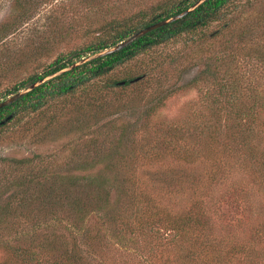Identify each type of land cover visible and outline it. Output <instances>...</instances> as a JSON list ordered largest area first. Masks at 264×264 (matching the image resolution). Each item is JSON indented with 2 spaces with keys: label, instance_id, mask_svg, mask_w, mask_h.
<instances>
[{
  "label": "rangeland",
  "instance_id": "374dc122",
  "mask_svg": "<svg viewBox=\"0 0 264 264\" xmlns=\"http://www.w3.org/2000/svg\"><path fill=\"white\" fill-rule=\"evenodd\" d=\"M162 1L0 0V93L57 56L72 53L87 40L90 30L114 17L149 10ZM231 11L235 12L232 25L222 27L218 34L211 35L210 31L218 27L213 24L205 32L182 35L117 66L110 77L118 81L134 79L122 89L104 93L103 82L107 80L101 78L93 86L54 100L40 121L32 123L30 118H25L10 125L0 138V162L3 157L18 159L34 154L59 159L75 154L80 158L77 161L86 156L87 161H94L101 155L102 163L72 165L71 170L61 169V173L112 168L134 171L135 175L160 176L159 185L166 182L160 187L163 191H157L165 209L153 215L152 210L144 208L136 221L132 218L129 225H121L120 240L115 238V228L107 224L106 229L99 217H91L84 223L85 227L84 224L68 227L67 231H73L74 235L88 228L98 233L100 238L92 247L81 240L83 254L90 263L214 264L209 260L215 259L212 256L216 251L203 249L202 242L206 240L203 232L187 225L175 241H168L174 230L163 229L168 211L172 216L183 217L199 203L209 216L214 240L222 238L223 242L244 246L250 254L260 253L259 258H251L256 261L254 264H264V232L260 230L264 222V194L253 185V177L236 168L225 183L214 185L208 175L217 165L223 166V147L203 137L200 161L187 162L184 157L198 140L196 132L191 131L178 145L164 146L168 135H173L166 131L177 127L182 133L185 122L197 124L209 117L210 105L215 106L213 95L218 94L222 84H232V76L237 77L233 84L242 86L246 97L253 100L257 95L260 99L259 94L264 90V64L257 60L258 54L248 55L247 48H264V0H242ZM241 34L242 37H237ZM106 103L107 115L104 116L99 109ZM147 105L155 107L148 115L145 114ZM224 118L225 113L221 118L223 122ZM149 149L156 152L150 156L156 159L154 163L143 160L142 155ZM117 154H122L125 162L108 166L107 161ZM6 166H10L8 161L1 163L0 169ZM194 167L204 175L202 180L208 190L196 195L188 190L179 193L172 180L184 173L195 175ZM233 180H240L244 190ZM2 185L0 206L12 190L7 189V184ZM114 199L111 194L110 200ZM250 203L255 204L250 206ZM251 207H254L252 213ZM59 213L64 224L69 213L66 210ZM150 217L154 225L162 226L156 233L150 231ZM55 228L65 232L60 222ZM33 232L38 234L37 242H29ZM45 232L48 234L49 230L44 229V225L35 228L31 223H20L17 233L4 237L6 243L0 241V264H25L14 248L21 246L38 251L36 244ZM222 247L226 253V248ZM39 257L45 264L53 261L49 253H40ZM236 257L231 264H249L243 253Z\"/></svg>",
  "mask_w": 264,
  "mask_h": 264
},
{
  "label": "trees",
  "instance_id": "16d2710c",
  "mask_svg": "<svg viewBox=\"0 0 264 264\" xmlns=\"http://www.w3.org/2000/svg\"><path fill=\"white\" fill-rule=\"evenodd\" d=\"M197 1L164 0L149 10L140 9L137 13L128 16L114 17L98 28L90 30L87 40L72 53L57 56L40 70L19 79L4 92H1L0 98L12 95L32 84L35 85L15 101L0 107V138L4 136V132L10 125L25 118H30L32 123L40 121L54 100L64 99L77 90L93 86L99 83L101 78L106 77L107 80L103 82L104 93L122 89L134 79L126 78L122 80V83L117 78L110 77V73L117 66L182 35L205 32L213 24H217L218 27L217 30L210 31L211 35L220 33L222 27L226 29L232 25V16L235 12L231 9L237 8L242 0H203L181 18L146 32L121 49L75 64L95 52L119 43L135 31L153 22L169 18L192 7ZM242 36L241 34L237 37ZM263 49L248 47V55L253 57L258 54L257 60L264 64ZM159 64L161 65L162 62ZM40 80L42 81L39 82ZM237 80L236 76H232L231 82L235 83ZM233 83L222 84L218 94L213 95L215 106L210 105V115L206 120L197 124L185 122L182 126V133L177 127H174L173 131H166L173 135H168L164 146L173 143L178 145L177 143L183 137L191 135V131L196 132L198 140L192 143L190 146L192 151H188L189 153L184 157L187 162L196 163L200 161L203 152L201 148L204 142L203 137L213 143H220L223 147V166L217 165L209 173L210 181L214 185L220 186L225 183L236 168H240V171L247 172L253 177V185H256L255 188L264 194V95H262L264 90L259 94L261 100L257 98V95L252 100L245 96V89L242 86ZM159 98V100L162 99V97ZM221 102H223L222 105H220ZM107 107V103L106 106H101L99 113L107 115ZM154 109L155 107L147 105L145 114L148 115ZM224 113L223 122L221 118ZM10 114L11 118L5 120ZM36 117L38 119H34ZM170 129L172 128L170 127ZM104 140L107 141L106 138ZM120 140L119 137L118 141L120 142ZM182 149L186 151L185 148ZM153 155H156V152L149 149L142 157L143 160L154 163L156 159H150V156ZM97 156L94 161L91 159L87 161V156L83 157L81 161H77L80 158L75 154L67 156L66 159L40 154L18 159L2 158V161H8L10 166L0 169L2 172L0 187H3L2 184L5 186L7 184V189L12 188V190L7 192L8 194L0 206V241L4 240L6 243L4 237L13 232L17 233L20 223L23 222L31 223L35 228L44 225V229L49 230L48 234L45 232L40 235L42 238L36 244L38 251L21 246L14 248L15 253L24 259L25 264H45L39 257L40 253H49L53 256V261L50 264H97L96 262L90 263L84 256L81 240H84L87 246L92 247L93 242L100 238L98 233L96 231L92 233L88 228L77 233L78 235H74L73 231H67L69 226L82 227L86 221L91 220V217H99L106 229H108L107 224L111 228H115V238L120 240L118 234H121V225H129L132 218L136 221L140 211L148 208L153 211V215H156L158 211L165 209L161 206L157 194V191H163L160 187L166 183L158 184L160 176L153 178L151 175L146 176L145 173L135 175L134 171L127 172L129 170L122 171L112 168L99 169L96 172L67 171L61 173V169L71 170L69 167L72 165L87 166L96 161L102 163L101 155ZM85 161L87 162L81 163ZM124 162L123 155L117 154L110 157L106 164L119 166ZM194 169L195 175L184 173L172 180L179 193L188 190V193L196 195L208 190L207 183L202 180L204 175L198 173L195 167ZM233 183L240 186V190H244V187L240 185V180H233ZM111 194L116 200H110ZM254 204L250 203V206H254ZM65 210L69 214H67L68 220H65L63 224L64 218L59 212L64 213ZM250 211L252 213L254 207H251ZM166 214L169 216L164 218L163 229L174 230L168 241H175L185 226H193L192 229L196 228V231L205 234L206 240L202 242L205 247L202 248L216 251L212 256L215 259L209 260V262L231 264L232 260L237 259L236 254L238 256L243 253L247 257V262L254 264L256 261L251 257L259 258L261 256L260 253L255 252L250 254L244 246L223 242L222 238L214 240V235L210 232L212 224L209 221V216L199 203L183 217L172 216L169 211ZM57 222H60L65 232L59 231L62 230L60 227H58L59 230L55 228ZM45 223L53 225L48 227ZM149 224H151L149 226L151 232L156 233L159 228H162L158 224L154 225L151 217ZM260 230L264 232V222L261 224ZM37 237V233H31L29 242H37ZM222 245L226 248V253H224ZM47 264L49 263L47 262Z\"/></svg>",
  "mask_w": 264,
  "mask_h": 264
},
{
  "label": "water",
  "instance_id": "95a60500",
  "mask_svg": "<svg viewBox=\"0 0 264 264\" xmlns=\"http://www.w3.org/2000/svg\"><path fill=\"white\" fill-rule=\"evenodd\" d=\"M201 1H203V0H198L197 2L194 3V5L192 7L188 8V9H185L182 12L177 13V14L169 17V18L161 19L159 21L153 22V23H151V24H149V25H147V26H145V27H143V28L135 31L132 35H130L126 39L120 41L119 43H117V44H115V45H113V46H111L109 48H106V49H104L102 51L95 52V53L87 56L86 58H83V59L79 60L75 64L81 63V62H83V61H85V60H87L89 58H93V57H96V56H100V55H103V54H107V53H111V52H114L116 50H119L122 47H124V46L128 45L129 43H131L132 41H134L135 39H137L138 37H140L141 35L145 34L146 32L151 31V30H153V29H155V28H157L159 26H162V25H164V24H166V23H168L170 21H173L175 19L181 18L182 16H184L185 14H187L194 6H196ZM41 81L42 80H40L39 82H41ZM34 85L35 84H32L28 88H24L23 90H19V91L15 92L14 94L9 95L8 98H6L4 100H1L0 101V107H3L5 105H7V104H9V103H11L13 101H15L16 99H18L19 97H21L26 91H28L29 89L33 88ZM11 116H12L11 114L8 115L5 120H8L9 118H11Z\"/></svg>",
  "mask_w": 264,
  "mask_h": 264
}]
</instances>
